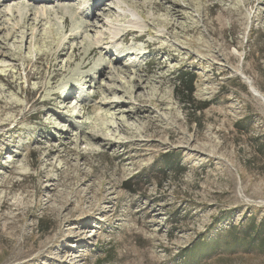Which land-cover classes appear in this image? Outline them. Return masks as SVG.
Here are the masks:
<instances>
[{
    "label": "rangeland",
    "instance_id": "rangeland-1",
    "mask_svg": "<svg viewBox=\"0 0 264 264\" xmlns=\"http://www.w3.org/2000/svg\"><path fill=\"white\" fill-rule=\"evenodd\" d=\"M251 224L264 0H0V264H264Z\"/></svg>",
    "mask_w": 264,
    "mask_h": 264
},
{
    "label": "trees",
    "instance_id": "trees-1",
    "mask_svg": "<svg viewBox=\"0 0 264 264\" xmlns=\"http://www.w3.org/2000/svg\"><path fill=\"white\" fill-rule=\"evenodd\" d=\"M194 83L195 78L193 74L188 72H178L174 85V91L176 93L177 99L182 105L187 106L192 109L193 112H196L201 111L204 108H193L195 105L193 98L195 93ZM166 162H168V160H165V163ZM250 232L253 234L252 240H254V237L259 239L260 247L264 251V224H260L258 228H255L254 224H251Z\"/></svg>",
    "mask_w": 264,
    "mask_h": 264
},
{
    "label": "bare ground",
    "instance_id": "bare-ground-1",
    "mask_svg": "<svg viewBox=\"0 0 264 264\" xmlns=\"http://www.w3.org/2000/svg\"><path fill=\"white\" fill-rule=\"evenodd\" d=\"M15 6H16V5H15ZM13 8L16 9L15 12H22V10H23V8H20V7H17V6H16V7L11 6V7L6 8L5 11H6L7 13H13V11H12ZM37 11H38V12H36V13H37L38 15H41V16L47 14V11H46L45 9H43V8H41V9H39V10H37ZM162 11H163V10H162ZM113 35H116V34H113ZM127 35H128V33H126V35L124 36V40H126ZM142 37H143L142 35H139L138 38L136 37V40H139V39H141ZM96 51H97L96 49L92 48V49H90L88 55L93 54V53H95ZM74 58L77 59V56L74 57ZM75 59H74V60H75ZM86 67H87V65H85V64L82 66V68H86ZM60 73H62V72L58 70V72H57V74H56L55 76L59 75ZM253 92L255 93V95H254V94H253V95H254L255 97L258 98L259 96H258L257 92H256V91H253ZM53 95H54L55 97L58 96L57 93H54ZM113 105H114V104H108L107 107H110V108H111ZM109 145L111 146V144H109ZM122 153H123V152H122ZM115 157L119 158V159H120V162H123L124 159H125V157H124L123 155H116Z\"/></svg>",
    "mask_w": 264,
    "mask_h": 264
}]
</instances>
